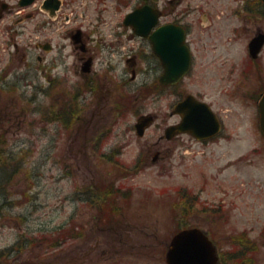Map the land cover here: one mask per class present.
Listing matches in <instances>:
<instances>
[{
	"label": "rangeland",
	"instance_id": "1",
	"mask_svg": "<svg viewBox=\"0 0 264 264\" xmlns=\"http://www.w3.org/2000/svg\"><path fill=\"white\" fill-rule=\"evenodd\" d=\"M17 1L0 0V115L18 116L1 127L8 132V153L22 163L8 187L7 202L0 207L1 264H166L163 249L179 227L196 226L214 233L218 240L244 229L257 233L264 225V147L241 134L237 128L241 121H230L234 134L229 142L207 146L187 138L159 142L164 127L174 120L163 114L173 97H134L135 83L123 85L129 75L122 74L126 65L117 62L116 72L126 78L119 90L128 93L123 100L129 107L121 100L123 113L113 117L109 111L114 98L105 96L99 117L89 118L84 126L86 116L81 111L79 123L68 129L69 113L45 111L62 106L61 101L69 102L68 89L80 83L71 60L56 70L58 77L69 75V81L63 76L58 79L56 99L53 90L38 95L36 87L46 82L36 77L33 67L36 43L42 39L65 42L67 24L57 23L59 30L54 33L41 32L46 26L43 16L40 23L33 17L24 20V13H17ZM92 2L87 0L85 6L93 13L85 18L88 25H95L97 10L91 8ZM4 3L7 8L1 10ZM105 4L109 9L110 2ZM242 4L243 0H193L192 6L221 13ZM27 10L36 12L37 7ZM129 10L123 9L121 17ZM234 51L243 56V41ZM232 107L244 109L236 102ZM147 113L157 118L144 137L137 138L133 125ZM95 127L104 128L108 136L109 159L89 156V149L86 153L82 146ZM155 151L161 158L152 163ZM137 161V173L127 172ZM103 184L120 188L121 195H113L117 209L107 206L100 211L104 205L93 200L92 192L101 195ZM178 189L197 193L198 202L194 205L189 200L184 208L174 209ZM67 234L75 238L59 239Z\"/></svg>",
	"mask_w": 264,
	"mask_h": 264
},
{
	"label": "flooded vegetation",
	"instance_id": "2",
	"mask_svg": "<svg viewBox=\"0 0 264 264\" xmlns=\"http://www.w3.org/2000/svg\"><path fill=\"white\" fill-rule=\"evenodd\" d=\"M43 1L35 0L36 12L21 13H33L26 16L33 17L39 23V16L42 15L46 26L40 30L38 25V29L49 34L59 30L55 28L57 23L67 24L64 27L67 31L63 38L65 42L54 44L42 39L36 43L33 67L36 77L44 78L46 82V85L36 87L38 95H47L50 94L48 91L53 90L52 95L56 99L55 87L60 82V76L69 81L68 74L58 77L56 70L60 65L66 67L67 61L71 60L74 75L80 83L68 89L69 102L61 101L62 106H49L46 109L47 112L69 113L68 129L79 123L81 111L83 116L88 117L83 119L84 126L89 118L99 117V108L105 96L114 98L109 112L113 113V117L119 116L118 103L123 91L119 90L118 85L126 78H121L116 72V65L123 62L126 67L122 74L129 75L128 83L123 85L135 83L132 91L134 97L155 96L163 100L173 97V101L165 105L163 114L166 119L174 120L164 127L159 142H184L185 138L205 146L229 142L234 134L230 121L234 118V121L242 122L237 128H240L243 136L258 141L264 147L258 110V101L264 93V43L256 56H250L248 51L253 38L264 36V13H260L259 9L257 13H250L245 0L241 8L221 13L197 9L192 6L193 0H139L138 3L134 2L136 0H94L90 6L97 10L95 25H88L85 18L89 14L92 17L93 13L85 10L87 0H60L59 10L53 16L41 9ZM105 1L110 2L109 9ZM142 5L155 9L157 15L155 25L145 38L138 37L133 28L122 24L125 13L121 17L123 9L133 10ZM239 41H243L244 48L240 58L234 51ZM154 42L161 43V47L155 48ZM186 61L188 68L182 69L180 78L173 84L166 83L169 65H173L174 71L178 72ZM187 96L205 106L209 114L206 115L208 122L211 116L216 126L211 122L204 131L198 130L197 134L202 137L200 140L189 133H173L169 138H164L168 128L183 120V116L175 112V106ZM234 102L244 109L233 108ZM38 107L39 111L41 106ZM147 114L156 120L155 113ZM246 121L248 124L244 125ZM93 129L91 137L83 138L82 146L85 151L89 149L87 155L105 158L109 156L106 152L109 146L106 147L105 143L108 136L105 137L104 128ZM110 152L115 153L116 150ZM160 156L155 151L152 163L158 161ZM137 165L132 166L136 172ZM134 170L128 172L133 174ZM188 198L197 203L199 195ZM206 235L216 249V264H261L264 225L257 233L244 229L226 233L220 240L214 233L206 232Z\"/></svg>",
	"mask_w": 264,
	"mask_h": 264
},
{
	"label": "water",
	"instance_id": "3",
	"mask_svg": "<svg viewBox=\"0 0 264 264\" xmlns=\"http://www.w3.org/2000/svg\"><path fill=\"white\" fill-rule=\"evenodd\" d=\"M33 1L34 0H20L18 5L27 6ZM262 1L264 3V0ZM58 6V0H46L43 5L45 9H50L51 13H54V11L58 9ZM153 13L154 10L148 6L137 8L125 16L124 25L133 27L135 33L138 36L145 37L148 34L149 29L155 24L156 15ZM262 44V35L254 38L249 44L250 52L252 54H256ZM154 47H161V43L154 42ZM187 67L188 63L186 61V63L183 65V68H181L180 71L175 72L174 66L170 64L169 76L165 82H176L183 74L182 69L186 70ZM175 111L183 114V122L178 126L168 129L166 131L167 137H169V133L174 130L179 132L189 131L199 138L201 135H198L197 131H203L206 129V126L209 124V122H212V118L209 122L206 118V115L209 114L207 113L205 107L202 104L192 100L191 97H187L183 102L178 104L175 108ZM259 111V124L264 134V95L259 101ZM152 120L153 118L149 115L141 116L138 119V122L135 125L136 135L138 137L143 135L144 129L151 124ZM165 260L166 264H215L217 257L212 244L208 241L203 232L197 228H193L182 230L173 236L169 243Z\"/></svg>",
	"mask_w": 264,
	"mask_h": 264
},
{
	"label": "trees",
	"instance_id": "4",
	"mask_svg": "<svg viewBox=\"0 0 264 264\" xmlns=\"http://www.w3.org/2000/svg\"><path fill=\"white\" fill-rule=\"evenodd\" d=\"M260 4L264 7V5L260 2ZM11 116L4 112L3 115H0V207L5 205L7 199L9 198L8 187L12 185V181L19 175L20 173V162H15L12 156L8 153V149L6 146V138L5 134L6 130L2 129L1 125L10 121ZM94 199H99V203L104 206H101L99 209L104 210L105 207L108 206L110 209H117V205L113 200L114 193L107 186L102 189L101 195H97L96 193ZM8 204L10 205L11 202ZM106 209V208H105ZM59 239L65 240V236H59Z\"/></svg>",
	"mask_w": 264,
	"mask_h": 264
}]
</instances>
